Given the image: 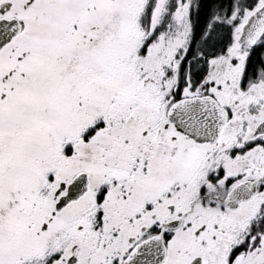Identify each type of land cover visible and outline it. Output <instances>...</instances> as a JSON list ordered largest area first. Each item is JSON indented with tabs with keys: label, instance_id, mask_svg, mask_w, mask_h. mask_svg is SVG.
<instances>
[{
	"label": "snow or ice",
	"instance_id": "obj_1",
	"mask_svg": "<svg viewBox=\"0 0 264 264\" xmlns=\"http://www.w3.org/2000/svg\"><path fill=\"white\" fill-rule=\"evenodd\" d=\"M0 264H264V0H0Z\"/></svg>",
	"mask_w": 264,
	"mask_h": 264
}]
</instances>
